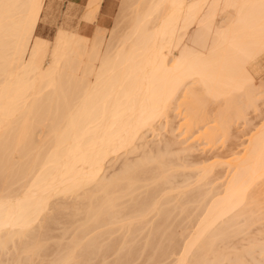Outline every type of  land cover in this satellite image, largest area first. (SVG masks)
Wrapping results in <instances>:
<instances>
[{
	"label": "bare ground",
	"instance_id": "6f19581e",
	"mask_svg": "<svg viewBox=\"0 0 264 264\" xmlns=\"http://www.w3.org/2000/svg\"><path fill=\"white\" fill-rule=\"evenodd\" d=\"M120 5L0 0V264H264V0Z\"/></svg>",
	"mask_w": 264,
	"mask_h": 264
},
{
	"label": "rangeland",
	"instance_id": "374dc122",
	"mask_svg": "<svg viewBox=\"0 0 264 264\" xmlns=\"http://www.w3.org/2000/svg\"><path fill=\"white\" fill-rule=\"evenodd\" d=\"M122 0H113L114 3V10L113 13L110 14L108 16V21L106 25H102V23L100 22V19L97 20L96 22L90 23L88 24L87 21L84 20L85 15L87 14V12L89 11V7L86 5L87 0H47V4L49 6L48 9V15L40 22L39 27H38V34L41 35L42 37H45L49 40H53L56 33L58 32V30L62 27L64 28H68L70 30H77L79 33L91 36L93 35V32L96 28V26H102V27H106V28H111L114 26L115 24V20L118 16V11L120 9V4H121ZM256 78L258 79H263L264 80V54H262L257 63H256ZM262 102V100L260 101ZM259 105L261 106V114L255 111H251L249 116H251V118H253V120L255 121L254 124H258V122H260L262 120V117H264V101ZM257 115H260V117L258 118L257 121ZM257 121V122H256ZM241 128V130H240ZM239 130L238 132L240 133V131L242 133H238V136L233 137L229 142L231 143H226L227 147L224 148V151L227 152L228 151V145L229 147H231L232 145L233 148L238 149L240 148L243 149L245 147L246 141L248 139V132L250 131L249 128L247 130V128L245 130H242V126H240L239 128H235V131ZM243 131L246 133H243ZM237 132V131H236ZM150 134V133H149ZM242 136V137H241ZM148 137L150 139H152L154 136H152V134L148 135ZM152 137V138H151ZM241 137V138H240ZM156 138V137H155ZM157 138H159V136H157ZM156 138V140H158ZM235 138V139H234ZM244 142V143H243ZM237 144V146H236ZM240 145V146H238ZM243 146V147H242ZM221 150V151H220ZM238 149V151H240ZM222 148L219 149V152H222ZM223 151V152H224ZM201 152V151H200ZM197 152L196 155H200L201 153ZM224 152V153H225ZM203 154V153H202ZM201 156V155H200ZM225 169H223L224 171ZM225 179L222 178V180H218L219 182H222ZM218 182V183H219ZM264 182L262 183L261 187L263 186ZM262 189H264V186L262 187ZM264 195V194H262ZM264 198V196H262ZM264 206V203H263ZM264 208V207H263ZM264 212V210H263ZM252 230L254 231L251 235H255V233L260 232V237L264 238V218L262 220H260L259 222H257L255 225H253ZM261 230V231H259ZM264 241V240H261Z\"/></svg>",
	"mask_w": 264,
	"mask_h": 264
},
{
	"label": "crops",
	"instance_id": "0c3cea01",
	"mask_svg": "<svg viewBox=\"0 0 264 264\" xmlns=\"http://www.w3.org/2000/svg\"><path fill=\"white\" fill-rule=\"evenodd\" d=\"M101 9L99 11L97 20L100 19L102 25H106L108 21V16L113 13L114 10V3L113 0H103L101 3ZM90 24V23H88Z\"/></svg>",
	"mask_w": 264,
	"mask_h": 264
}]
</instances>
